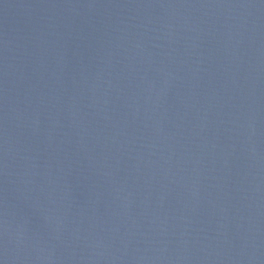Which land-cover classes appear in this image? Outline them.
I'll return each mask as SVG.
<instances>
[{
  "label": "water",
  "instance_id": "1",
  "mask_svg": "<svg viewBox=\"0 0 264 264\" xmlns=\"http://www.w3.org/2000/svg\"><path fill=\"white\" fill-rule=\"evenodd\" d=\"M0 264H264V0H0Z\"/></svg>",
  "mask_w": 264,
  "mask_h": 264
}]
</instances>
